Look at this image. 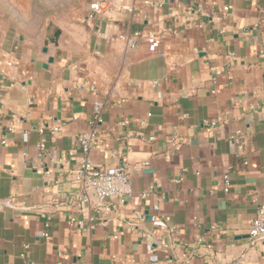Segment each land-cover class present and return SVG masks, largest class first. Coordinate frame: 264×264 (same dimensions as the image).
<instances>
[{
  "label": "crops",
  "instance_id": "0c3cea01",
  "mask_svg": "<svg viewBox=\"0 0 264 264\" xmlns=\"http://www.w3.org/2000/svg\"><path fill=\"white\" fill-rule=\"evenodd\" d=\"M100 1L112 6L93 20L87 7L39 33L0 1V198L14 203L0 207V264H264L249 236L264 200V0ZM134 31L130 49L118 36ZM90 129L92 163L126 169L123 201L85 198L73 178Z\"/></svg>",
  "mask_w": 264,
  "mask_h": 264
},
{
  "label": "built area",
  "instance_id": "2783aa9c",
  "mask_svg": "<svg viewBox=\"0 0 264 264\" xmlns=\"http://www.w3.org/2000/svg\"><path fill=\"white\" fill-rule=\"evenodd\" d=\"M161 2H155L154 5L159 6ZM112 6V2L94 0L88 5L86 16L84 20L91 21L96 18L99 14L104 12ZM117 9H123L128 12L133 10L132 5L124 4L121 1L117 4ZM140 36L138 31H134L127 34H119V38L124 39L128 48H134L136 46V40ZM146 48L149 53H161V40L160 37L154 33H148L144 37ZM219 71L216 70L215 73ZM101 111L102 102L95 101L93 104V119L92 123L96 124L101 122ZM204 123L209 126L221 125V120L209 121L204 120ZM124 124V122H122ZM39 132L43 131V128L38 129ZM61 131V125H54L50 127V133L52 135L57 134ZM239 130H236L230 137L229 140L236 147L240 148L241 144L237 135ZM148 140H153L154 136H148ZM95 140V131L90 129L85 132H80L77 135V146L82 153L76 170L73 172L74 180L79 184L85 198L88 194L92 193L99 201H104L106 198H117L121 201L130 197L133 193L130 179L127 175L126 169L123 166H112V167H96L91 159L89 158V151L93 146ZM0 142L5 143V139L0 137ZM44 146L43 142H40L37 147L42 149ZM246 163V162H244ZM231 166H227L221 175V188L224 192H228L230 187L229 174ZM175 182L177 180H174ZM155 186L151 185L146 191L140 192L139 197L145 198L147 194L155 193ZM163 198V195L161 196ZM14 203L11 197L0 198V207L12 208ZM139 218L141 216H138ZM71 221L73 219L71 218ZM43 236L47 237V232L43 233ZM249 236L254 240H264V200L257 204L255 215L249 221ZM20 256H23L21 253Z\"/></svg>",
  "mask_w": 264,
  "mask_h": 264
},
{
  "label": "rangeland",
  "instance_id": "374dc122",
  "mask_svg": "<svg viewBox=\"0 0 264 264\" xmlns=\"http://www.w3.org/2000/svg\"><path fill=\"white\" fill-rule=\"evenodd\" d=\"M10 9H20L30 30L39 33L48 24L61 23L71 13L84 11L93 0H0ZM20 6V8H17Z\"/></svg>",
  "mask_w": 264,
  "mask_h": 264
},
{
  "label": "water",
  "instance_id": "95a60500",
  "mask_svg": "<svg viewBox=\"0 0 264 264\" xmlns=\"http://www.w3.org/2000/svg\"><path fill=\"white\" fill-rule=\"evenodd\" d=\"M51 61H52V58H49V59H48V62H51ZM43 66L46 67L47 64H43Z\"/></svg>",
  "mask_w": 264,
  "mask_h": 264
}]
</instances>
